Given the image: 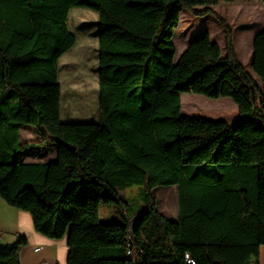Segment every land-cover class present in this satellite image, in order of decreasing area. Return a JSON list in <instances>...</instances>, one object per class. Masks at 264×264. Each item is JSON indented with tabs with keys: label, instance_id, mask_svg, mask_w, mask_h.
Segmentation results:
<instances>
[{
	"label": "trees",
	"instance_id": "16d2710c",
	"mask_svg": "<svg viewBox=\"0 0 264 264\" xmlns=\"http://www.w3.org/2000/svg\"><path fill=\"white\" fill-rule=\"evenodd\" d=\"M222 1L231 0H0V197L41 236L66 238L67 264H187V255L194 264H258L264 27L252 41V76L213 10ZM80 6L98 19L94 125L59 117L58 62L76 43L67 18ZM185 11L214 18L224 54L205 33L175 61ZM183 94L228 98L237 116L229 124L182 115ZM25 129L39 140L24 143ZM160 186L177 187L175 220L157 210ZM133 187L141 189L134 220L102 223L101 205L127 211ZM25 245L22 236L0 244V264H20Z\"/></svg>",
	"mask_w": 264,
	"mask_h": 264
},
{
	"label": "rangeland",
	"instance_id": "374dc122",
	"mask_svg": "<svg viewBox=\"0 0 264 264\" xmlns=\"http://www.w3.org/2000/svg\"><path fill=\"white\" fill-rule=\"evenodd\" d=\"M213 10L222 17L234 37V49L237 59L251 74L252 39L264 27V1L231 0L222 1ZM98 19L97 13L86 7H74L67 18L68 29L75 35L76 43L59 59V83L61 101L60 121L67 125H94L98 112ZM205 33L217 42L224 54V34L214 18H197L190 12H183L180 25L175 30L173 42L176 49L175 61L188 45ZM91 79V80H90ZM89 80V81H88ZM93 80V81H92ZM181 113L211 120H224L231 123L237 116V106L228 98L217 100L200 95H181ZM32 129L22 132L24 143L38 141ZM55 145L48 143L47 147ZM47 150V149H46ZM51 149L42 152L46 159ZM29 160H31L29 158ZM169 194V195H168ZM157 200L159 213L170 219L177 217V187L160 186L152 191ZM127 211L121 213L115 205H101L99 217L102 223H121L122 216L131 221L141 207V189L130 188L124 192Z\"/></svg>",
	"mask_w": 264,
	"mask_h": 264
},
{
	"label": "crops",
	"instance_id": "0c3cea01",
	"mask_svg": "<svg viewBox=\"0 0 264 264\" xmlns=\"http://www.w3.org/2000/svg\"><path fill=\"white\" fill-rule=\"evenodd\" d=\"M20 236L26 239V245L20 251V264H67L66 238L53 241L41 236L35 231L28 213L8 206L0 197V244H12ZM36 248L40 250L36 252ZM257 263L264 264V246L260 248Z\"/></svg>",
	"mask_w": 264,
	"mask_h": 264
},
{
	"label": "built area",
	"instance_id": "2783aa9c",
	"mask_svg": "<svg viewBox=\"0 0 264 264\" xmlns=\"http://www.w3.org/2000/svg\"><path fill=\"white\" fill-rule=\"evenodd\" d=\"M40 249L39 248H36L35 251L38 252ZM132 252L130 250H128L127 252V255L128 256H131ZM186 262L187 264H194V262L191 260V258L187 255L186 256ZM253 264H256V263H253Z\"/></svg>",
	"mask_w": 264,
	"mask_h": 264
},
{
	"label": "water",
	"instance_id": "95a60500",
	"mask_svg": "<svg viewBox=\"0 0 264 264\" xmlns=\"http://www.w3.org/2000/svg\"><path fill=\"white\" fill-rule=\"evenodd\" d=\"M130 228H131V229H130V232H131V233H133V232H134V230H135V227H134V225H133V224H130Z\"/></svg>",
	"mask_w": 264,
	"mask_h": 264
},
{
	"label": "bare ground",
	"instance_id": "6f19581e",
	"mask_svg": "<svg viewBox=\"0 0 264 264\" xmlns=\"http://www.w3.org/2000/svg\"><path fill=\"white\" fill-rule=\"evenodd\" d=\"M91 80V79H90ZM89 81V80H88ZM93 81V80H92ZM169 195V194H168Z\"/></svg>",
	"mask_w": 264,
	"mask_h": 264
}]
</instances>
